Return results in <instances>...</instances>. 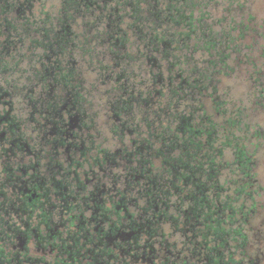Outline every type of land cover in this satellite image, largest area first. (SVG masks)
<instances>
[{"label": "trees", "instance_id": "1", "mask_svg": "<svg viewBox=\"0 0 264 264\" xmlns=\"http://www.w3.org/2000/svg\"><path fill=\"white\" fill-rule=\"evenodd\" d=\"M33 1L0 0V82L5 80L2 78L3 74L8 71L16 72L21 68V57L15 61L7 58L13 57L18 43L24 42L25 39H21L19 35L32 37V43L44 50L36 61L40 69L31 66L34 71L28 77L31 85L26 86L32 92L28 94L27 104L32 109L29 115L33 126L31 131L37 133L38 142L41 138L40 144H43L50 137L57 154L60 148H63L62 152L65 154L77 149L85 151L86 139L94 143L93 134L83 136L80 133L86 128L92 129L94 120L90 119V123L84 120L89 115L84 111V97L78 89L81 84H74L78 74L76 59L72 54L76 48L72 23L75 15L96 13L99 14L94 17L96 21L102 20L101 26L108 28L105 43L109 47L106 46L105 52L110 61L107 63L97 55L95 62L98 70L109 71L111 74L115 70L119 71L114 77V89H119L121 93L109 102L113 119H118L111 131L119 138L123 137L121 132L127 130L141 136L146 135L132 150L128 151L127 146L113 153L101 150L106 151L110 157L103 159V163L109 168L124 166L123 174H119L124 188L116 189L119 196L117 200L113 201L112 196L110 197L111 207L108 208L106 204L109 200L108 193H103L102 198H98L93 205L89 201L94 197L93 190L83 197L72 188L64 191L58 202L54 201L48 207L42 197L31 200L32 193L24 192L25 183L29 188L34 186H30L32 178H35L30 171L34 165L21 161L14 164L10 161L11 157L21 160L33 152L30 143L32 137L26 136V131L30 128L24 125L15 111V105L6 99L12 96V91L0 83V105L7 103L10 106L0 111V159L8 161L2 166V174L6 177H0V264H42L29 254L27 242L31 230L20 221L19 215L32 218L39 208L44 222H48V217L53 215L52 211L71 213V210L80 207L82 203L91 206L89 208L98 213H92L89 217L83 210L74 216L71 214V219H68L72 223L74 218L81 219L80 215L83 214L88 226L80 225V231H68L67 236L68 240L75 239V245L79 244L78 240L85 238L84 245L79 247L86 250H81L80 253L67 251L71 253V257L57 264H78L81 254L82 258L89 257L92 264H108L106 257L112 249L109 244L112 238L117 242V248L129 257L136 255L143 245H147V249L152 248L151 245L158 239L160 242L158 247L155 245L156 248L161 244L169 251L172 243L159 230V224L165 220L172 221L174 228L188 235L190 240L198 236L202 238L195 242L193 250L198 256L197 260L192 261L186 257L181 264H236L230 248L233 246L237 249V245H232L230 238H240V246L247 242L248 234L243 222L253 207L246 211L244 204L237 207L234 202L240 194L245 193L246 186L251 185L252 180L236 187L234 195L221 198V191L227 189L220 183L218 175L222 168L229 166L230 171L236 175L241 174V178L233 179L234 182H239V179L243 180V176L253 175L251 172L255 161L239 144L234 146L233 162L217 161L218 157H223L225 146L229 145L228 137L218 145V123L207 112L208 107L203 97L207 95L206 91L211 90L208 95L212 97L216 110L226 112L223 108L226 102L218 95V83L221 81L219 76L230 70L232 52L241 50L242 43L237 41L244 36L241 27L243 24L232 18L230 25H226L225 17L219 19L220 25L212 21L206 9L212 0H62V15L55 23L46 12L45 17H39L38 20L33 12ZM125 17L132 20L126 26L123 25ZM37 21L42 27H36ZM127 28L133 31L134 40L130 38ZM238 28L241 30L240 37L233 34ZM39 34L41 39L33 38ZM196 53L200 57H196ZM136 78H140L138 82ZM36 81L47 92V99L35 97ZM143 85H146L145 89ZM257 95L262 100L264 89ZM135 109L137 113H142L139 115L141 120L137 123ZM36 110L41 116L37 121L34 117ZM122 116L125 118L122 119ZM227 122L233 126L239 121L228 119ZM119 153H122L120 157L124 159H117ZM156 156L162 158V163L161 167L154 168L156 159L153 158ZM74 160L78 162V167L81 162ZM54 167L49 176L41 175L45 177V183L51 186V179H56L54 175L59 172V165L55 164ZM61 169L65 176L71 172L68 168L64 169L63 165ZM116 177L113 185L117 182ZM75 179L77 182L79 180L76 188L82 186L77 172ZM57 180L58 184L53 192H61L63 184L65 187L70 186V182L65 179ZM18 184L23 188L20 191L13 188ZM100 187L102 190L101 185ZM172 196H176L173 201ZM46 198L49 199V196ZM139 198L144 199L145 215L132 213L129 216L128 212L121 215L130 204H137ZM118 205L121 209L117 208ZM112 211L118 215L114 226L110 219ZM92 218L96 222L94 225ZM125 218L128 219L127 222L122 220ZM107 222L108 226L105 225ZM179 222L183 225H179ZM130 229L134 232L132 237L129 236ZM20 232L27 239L22 250L18 245ZM143 233L147 235L145 244L129 247L125 240L134 241V237H139L141 242ZM60 239L63 240V236ZM88 243L91 247H86ZM69 245L75 247L71 241ZM226 248L230 250L229 255L225 252ZM154 255V252L149 255L151 262L146 261L147 264H178L177 259H164L157 263L158 256L154 258Z\"/></svg>", "mask_w": 264, "mask_h": 264}, {"label": "rangeland", "instance_id": "2", "mask_svg": "<svg viewBox=\"0 0 264 264\" xmlns=\"http://www.w3.org/2000/svg\"><path fill=\"white\" fill-rule=\"evenodd\" d=\"M33 4V12L36 17H38V20H40L39 17H45V12L51 15L54 23L57 21V18H60L62 15V0H34ZM206 9L211 15V20L216 24H219V19L223 17H225L224 23L226 25H230L232 18H234L235 22H241L243 24L241 27L243 28L244 36L242 38H238L239 40L237 41L242 43L240 46L241 50L232 52V56L229 60V65L231 67L230 70L228 69L227 74L219 76L221 81L218 83V95H220V99L222 101L226 102L223 105L226 112L221 113L216 110L212 97L208 95L211 90L205 92L207 95L203 97V100L206 102V106L208 107L207 112L218 123V145L219 142L226 140V137L229 139H227L229 145L225 146L223 157H218L217 161L222 160L225 163L233 162L235 159L234 146L236 144L242 146L255 161V166L251 172L253 175L250 177L243 176V180L239 179V182H234V178H241L242 176H240L241 174L236 175L234 172L230 171L229 166H226L221 169L218 179L221 184L225 185L224 188L227 189L221 191V198L226 197L227 195H234L236 187L242 183L250 182V179L252 180V184L246 186L245 193L240 194L237 201L234 202V205L237 207L244 204V209L246 211H249L250 208L253 207L247 214L248 218H246V221L243 222V227L248 234V242L246 243V247L240 246V238L237 240L230 238V243L232 245H237V249L231 246L230 250L233 252V258L236 261V264H264V98L259 100L257 95L260 94L262 89H264V0H212L211 4ZM98 15V13L94 15H75V19L72 23V29L76 35V48L73 49L72 54L76 59V72L78 74L74 80V84H81L78 89L84 97V111L87 115H89L88 117H85L84 120L87 123H90V119L94 120V126L92 129L86 128L85 131L80 132L83 136L88 134H93L94 136V143H91L88 139L85 140L86 152L77 149L72 151V153L69 152L65 154L62 152L63 148H60L58 149L59 154H57L58 152L53 148V143L50 141V137L48 139L49 141L45 142L44 138V143L40 144V140L42 141V139L40 138L38 142L37 133L31 131L33 126L29 115L32 109L29 108L30 106L27 104V100L29 99L28 94L32 92H29L26 89V86L31 85L28 79L29 76L33 75L32 72H34L31 70V66H37V68L40 69V65H38L36 61L39 55L44 51L42 47L38 46V44L32 43V37L29 36L25 38L22 34L19 35L21 39H25L24 42L22 44L21 42L18 43L16 51L13 52L15 58L14 55L13 57L8 56L7 58L15 61L21 57V68L16 72L8 71L3 74L2 78L5 80L0 83L12 91V96L6 99L15 105L17 108L15 111L22 118L24 125L30 128V130L27 129L26 136L32 137L30 143L33 146V152H31V154H27L25 158L21 160L11 157V163L16 164L18 161L33 165L38 163L37 169L33 170L32 168L30 171H38L41 175L50 174L51 168L55 169V164L59 166L61 164L64 169L68 168L71 172L65 176L64 170L60 169L61 166L60 168L58 167L59 172L54 175L56 180L65 179V181H69L70 186H67V190H69V188H72L73 190L76 189V192H79L80 195L84 196H88L90 191L95 189L96 178H101V183H106L107 187L110 189L107 192L109 200L106 203L109 208L112 206L110 197L112 196L113 201L119 198V196H113L116 193V190L111 191L112 186L115 189L118 187L121 189L124 188V182L119 176V174H123L124 166L109 168L105 162L103 163V159L106 157V159H110V157H108L106 151L101 152V150L106 149L108 150V153H113L125 146L128 147V151L132 150L139 144V140H141V138L146 134H142L141 136L133 131L127 130L122 131L121 135L123 134V137L119 138L118 135L116 136L111 131V127L115 126L118 119L117 121L116 118L113 119L109 102L121 93L119 89H114V77L119 71L115 70V74L113 72L111 74L109 71L98 70V64L95 62L97 60V55L100 58L102 57L107 63L110 62L109 59L106 58L105 52L106 46L109 47V44L107 45L105 43L109 34L107 33L108 28H103V26H101L102 20L100 22L96 21L94 17ZM35 19L37 18H33V20ZM128 21L130 22L132 20L125 17L123 25H128ZM36 27H42L39 21H37ZM127 30L130 31V38L134 40L132 34L133 31L130 28H127ZM96 34H99V36L96 37ZM233 34L234 36L240 37V28L234 31ZM33 38L41 39L42 36L40 34L34 35ZM91 49H94L95 51H91ZM91 53H93V55H91ZM19 54H22V56ZM66 57L68 58L69 56L66 55ZM196 57H200V54L196 53ZM62 58H64V56H62ZM142 58L145 60L144 57ZM91 62H93V64ZM140 78H136V81L138 82ZM21 86L22 91H20ZM35 88L37 92H34L36 95L35 97L38 99H41L42 97L46 99L48 98L47 92L43 90L41 85H37V81ZM143 88L145 89L146 85H143ZM9 107L10 106L7 103L0 105V111ZM135 110L137 115L135 119L137 120V123L141 120L139 115L142 113L141 111L139 112V110V113H137V109ZM34 117L36 118V121L41 118L37 110ZM124 118L125 117L122 116V119ZM135 119L133 123H135ZM228 119H235L239 122L232 126L230 122H227ZM130 122H132V119ZM204 138L205 137H203V139ZM122 151L126 152V150ZM122 153H119V158L117 159L121 158L120 156ZM68 156H71L70 158L72 159H67L66 157ZM74 159L81 162L78 167L76 166L78 162ZM153 159H156L154 160V168L161 167L162 158L156 156ZM3 163H8V161L6 159H0L1 178L6 177V175L2 174ZM75 171L78 173L79 179L83 183L87 180V178L93 177L92 181L90 180V182L84 187V190L79 191V187L76 188L78 182L75 179ZM94 176H96V178ZM115 177L117 182L113 185L112 182L115 181ZM48 179H50V177ZM187 189H189V186ZM59 198L60 196H54L52 197V200H56L58 202ZM175 198L176 196H172V201ZM89 201L91 204H94V201ZM134 204H130V206L126 207L127 211H122L121 215H124L126 212H128L129 216H131L132 213H135L138 216L143 214L145 215L143 211V207L145 205L144 199L139 198V200H137V204ZM119 209H121V207H119ZM81 210H83L87 217L93 213V209L88 206L86 208L85 204L82 203L80 207H76L71 210V213L70 211H63L60 214L58 211L54 210V222L61 223L63 220L68 219L71 214H79ZM110 217L113 220L118 219V215H116L113 211L111 212ZM84 218L85 216L81 218V220ZM23 219L26 220L27 217L25 216ZM81 220L80 218H74L73 223L70 221L62 224L60 228L62 233L67 235L68 231H80V227L77 225L78 223L81 226L86 225L87 227L88 225L86 222H82ZM122 220L124 222L128 221L127 218ZM29 221L32 226H37L38 224V220L35 216L29 219ZM94 224L95 223H93V225ZM105 225L108 226V222L105 223ZM179 225H183L182 222H179ZM159 226V230L166 235L168 242L172 243V249L167 251L160 244V247L163 250L160 251V255L157 257L158 263H161V260L163 259H177L176 262L181 264L186 257L192 261L197 260L198 256L194 254L195 252L193 250L195 248V242L202 239L200 236L190 240L188 235L186 236L177 231L172 225V221L169 220L161 221ZM41 228L44 231L46 230L44 225H42ZM189 235L191 236L192 234L189 233ZM146 238L147 235L143 233L141 243H144ZM159 242L160 239H158L155 243V245L157 244V247L159 246ZM27 245H30V254L37 256L43 254L41 251L36 249L33 242L32 244L28 243ZM86 247H91V244L88 243ZM229 251L227 248L225 249V252L228 255ZM201 252L204 253V250ZM115 253L120 255V250L117 249V252ZM46 254H48L50 258H55V253L52 255L49 251H47ZM122 257L123 256L120 255L115 264H124ZM106 258L108 264H113L111 259L108 260V257ZM227 258H229V256H227ZM81 263L92 264L91 259L88 257L83 258ZM128 263L143 264L142 261L132 262L131 260H129Z\"/></svg>", "mask_w": 264, "mask_h": 264}, {"label": "flooded vegetation", "instance_id": "3", "mask_svg": "<svg viewBox=\"0 0 264 264\" xmlns=\"http://www.w3.org/2000/svg\"><path fill=\"white\" fill-rule=\"evenodd\" d=\"M82 148H83V146H82ZM70 157L71 156H68L66 158L67 159H72ZM97 159H100V158H97ZM37 167H38V163H36L34 165L33 170L34 169L36 170ZM59 168H60V166H59ZM23 171L25 172V169L24 168H23ZM32 174L35 175V178H32V182L30 183V186H32V185H34V186L32 188L31 187L29 188V185L27 183H25L26 184V187L24 188V192L25 193L26 192L32 193L31 194V200H33L32 198L39 199V198L42 197L44 199V201H46L45 202V205L48 206V207H51L52 206V203L54 201H56V200H52V197H54V196L55 197L56 196H60V195L64 194V191H67V187H65L63 185V186L60 187L61 192L58 193V192H56V190H55V192H53L54 191V187L57 186V184H58V180H57V182H55L56 179H54V178L51 179L50 178L51 179V182H52L51 183L52 186H51V185H48L47 183H45V177L44 176H41V174L38 171L32 172ZM94 177L96 178V176H94ZM92 178L93 177L87 178V180L84 181V183L81 182V185L82 186H79V189L84 190V187L87 185V183L90 182V180L92 181ZM25 180H27V179H25ZM78 182H79V180H78ZM59 185H60V183H59ZM100 185L102 186V190L100 189L101 188ZM13 188L14 189L17 188L19 191L23 189L22 186L19 185V184L16 185L15 187H13ZM50 190L52 191L51 193H50ZM109 190L110 189H109V187H107L106 183H104V182L101 183V178H99V179L96 178L95 189H93V191H94V197L93 198H90L91 202L92 201L96 202V200L98 198H102L101 195L103 193H107ZM112 190H116V189L114 187H112L111 188V191ZM46 196H49V199H47ZM81 196L85 197L84 195H81ZM113 196H116L117 197L118 195H117V193H115ZM0 200H2V199L0 198ZM115 200H117V199H115ZM85 206H87V205L85 204ZM88 207H91V206L88 205ZM119 207H121V206L118 205L117 208L119 209ZM53 212L54 211H52L51 214H53ZM93 213L96 214V213H98V211H96V213H95V209H93ZM33 215L38 220L37 226H32L31 222L29 221V219H31V218H29V216H26L27 219L25 220V219H23L25 216L24 217H21L19 215V219L25 225L26 228H29L31 230V235L29 237V241L27 242V244L28 243L29 244H32V242H33L35 244L36 249L39 250V251H41V253L44 254V255L42 254V255L37 256V255H32V254L29 253L32 257H35V259L37 260V262L38 261H41L42 264H57L59 261H61L63 259H66L67 260L69 257H71L70 256L71 253H68L67 251H72V252L80 253L81 250L82 251H85L86 250V248L80 249L81 247H79L80 245H84L85 238H82L84 241L82 239L81 240H78L79 244L78 245H75L74 244L75 243V239L73 238L71 240H68V236L67 235H64L62 233L61 229H60L62 224L67 223V222H70L71 217H69L70 219H66L65 222H63V223H56V222H54L53 215H52V216H50L51 218L48 217V220H49L48 222L47 221L44 222L45 219H44V217L41 216V212H40V209L39 208L36 209V211L34 212ZM34 216H32V217H34ZM72 216H74V215L72 214ZM83 216H84L83 214L80 215L81 218H83ZM92 220L94 221L93 223L96 224L94 218H92ZM115 220L111 219L112 226H114V224H115L114 221ZM81 221L82 222H86V219H82ZM42 225H44V228L46 229L45 231L41 228ZM77 225L80 226L79 223ZM130 230H131V232L129 233V236L132 237V235H133L134 232H132V229H130ZM20 231L22 232V230H20ZM21 232L18 234V237H19V243H18V245H19V247L22 250V249H24L23 247H25V244H26V241L25 240H27V239H26V236L23 237V235H22ZM61 236H63V240L60 239ZM95 236H97V235H95ZM32 240H34V241H32ZM69 241H71L72 242V245H75V247H73V246L71 247L69 245ZM96 241H97V243H100V241L98 239H96ZM109 241H110L109 242L110 248L112 247V249L110 251V254H108L107 257H108V260L111 259L113 261V264H115L116 260L119 259V257L115 253V252H117V249H118L117 248V242L114 241L113 238L110 239ZM125 241L128 242L129 247L130 246H134L135 247L136 244H140L141 243V242H139L140 241V238L139 237L138 238L134 237V241L133 240H125ZM247 242H248V240H247ZM246 243L244 244L245 247H246ZM143 246H144L143 248H139L138 249V251H137V254L138 255L137 254L136 255L134 254L131 257H129L127 254L123 253L122 250H120V252L122 253V256H123L122 257L123 263L124 264H129L128 262H129V260H131L132 262L142 261L143 264H147L146 261L151 262L149 260L150 259L149 258L150 257L149 256L150 254L152 255V253L154 252L155 253L154 258H155V257L159 256L160 255V251L163 250L160 247L159 248H156L155 244L151 245L152 248H150V249H147V245H143ZM30 249L31 248H30V245H29L28 246V251H30ZM244 249H246V248H244ZM258 250L261 251L260 249H258ZM47 251H49V253L52 254V255L55 253V256H54L55 258H50L48 256V254H46ZM52 255H51V257H52ZM83 258H85V257H83ZM83 258H82V254H81V257L78 260V264H82L81 261L83 260ZM163 260H161V262ZM156 262L158 263L157 259H156Z\"/></svg>", "mask_w": 264, "mask_h": 264}]
</instances>
